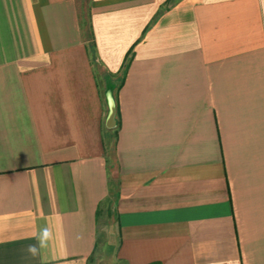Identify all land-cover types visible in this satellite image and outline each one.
Instances as JSON below:
<instances>
[{"label": "crops", "instance_id": "1", "mask_svg": "<svg viewBox=\"0 0 264 264\" xmlns=\"http://www.w3.org/2000/svg\"><path fill=\"white\" fill-rule=\"evenodd\" d=\"M83 6L0 0V264H264V0Z\"/></svg>", "mask_w": 264, "mask_h": 264}, {"label": "clouds", "instance_id": "2", "mask_svg": "<svg viewBox=\"0 0 264 264\" xmlns=\"http://www.w3.org/2000/svg\"><path fill=\"white\" fill-rule=\"evenodd\" d=\"M35 238L37 243L30 244L26 248V251L32 257L38 256L40 254V250L47 247L49 241L53 239V231L51 227L45 226L41 228Z\"/></svg>", "mask_w": 264, "mask_h": 264}, {"label": "water", "instance_id": "3", "mask_svg": "<svg viewBox=\"0 0 264 264\" xmlns=\"http://www.w3.org/2000/svg\"><path fill=\"white\" fill-rule=\"evenodd\" d=\"M109 107H110V113L107 121V127L109 129H114L116 126L115 116H116V107L113 99L109 98Z\"/></svg>", "mask_w": 264, "mask_h": 264}, {"label": "rangeland", "instance_id": "4", "mask_svg": "<svg viewBox=\"0 0 264 264\" xmlns=\"http://www.w3.org/2000/svg\"><path fill=\"white\" fill-rule=\"evenodd\" d=\"M89 0H80V2L84 5L83 8H86Z\"/></svg>", "mask_w": 264, "mask_h": 264}]
</instances>
